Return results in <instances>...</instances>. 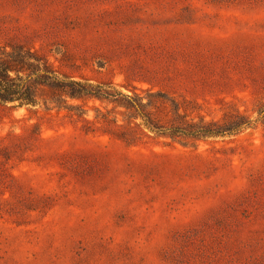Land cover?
<instances>
[{
  "label": "rangeland",
  "instance_id": "rangeland-1",
  "mask_svg": "<svg viewBox=\"0 0 264 264\" xmlns=\"http://www.w3.org/2000/svg\"><path fill=\"white\" fill-rule=\"evenodd\" d=\"M13 45L155 122L252 125L184 143L34 85L0 104V264H264V0H0Z\"/></svg>",
  "mask_w": 264,
  "mask_h": 264
},
{
  "label": "trees",
  "instance_id": "trees-1",
  "mask_svg": "<svg viewBox=\"0 0 264 264\" xmlns=\"http://www.w3.org/2000/svg\"><path fill=\"white\" fill-rule=\"evenodd\" d=\"M47 85L59 95L61 101L67 98H83L93 96L106 100L126 99V104L135 108L150 132L180 140L207 139L219 136L233 135L245 127H251V119L241 117L237 120L217 121H174L170 124L158 123L150 119L143 109L148 105L141 97L139 102L131 95L114 89L107 83L94 84L89 81L76 80L71 76L60 74L40 54L23 45H13L0 53V104L19 107H35L39 98L34 85ZM59 99V100H60ZM58 102L51 99L50 103Z\"/></svg>",
  "mask_w": 264,
  "mask_h": 264
}]
</instances>
